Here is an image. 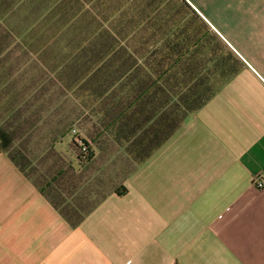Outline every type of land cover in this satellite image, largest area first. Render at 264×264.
Returning <instances> with one entry per match:
<instances>
[{"label": "crops", "instance_id": "1", "mask_svg": "<svg viewBox=\"0 0 264 264\" xmlns=\"http://www.w3.org/2000/svg\"><path fill=\"white\" fill-rule=\"evenodd\" d=\"M54 1L0 0V124L20 87H29L25 99L33 80H48L55 62L28 15L41 7L48 15ZM131 4L167 22L156 37L199 39L185 54H208L213 34L239 71L138 162L126 141L66 158L64 95L57 85L51 99L43 95L27 130L40 134L31 156L39 176L0 150V264H264V188L252 184L264 172V0L121 1Z\"/></svg>", "mask_w": 264, "mask_h": 264}, {"label": "trees", "instance_id": "2", "mask_svg": "<svg viewBox=\"0 0 264 264\" xmlns=\"http://www.w3.org/2000/svg\"><path fill=\"white\" fill-rule=\"evenodd\" d=\"M121 1L58 0L48 5L49 17H58L57 30L76 31L83 50L70 62H62L58 54L49 53V60L55 64L49 65L46 83L36 84L33 80L30 96L26 94L23 99L24 89L27 93L29 87H20L3 104L8 117L0 124V150L25 176H39L31 162L33 148L28 146L32 132L27 130L42 109L40 98L47 95L51 99L56 85L58 95L62 92L64 100H73L72 108L65 111L62 136L75 128L72 117L80 107L75 97L79 90L96 99L110 91L101 103L102 114L85 137L75 133L71 138L79 150L78 159L92 157L91 143L126 141L128 155L138 162L239 71L237 57L213 34L208 33L204 39L210 46L208 54H185V46L199 44V39L156 37L167 22L154 23L149 5L123 6ZM208 62L213 63L211 68H200ZM170 102V108L165 109ZM30 109L31 118H22ZM37 126L33 128L36 132ZM36 142L38 149L41 142ZM39 189L45 190L40 186Z\"/></svg>", "mask_w": 264, "mask_h": 264}, {"label": "rangeland", "instance_id": "3", "mask_svg": "<svg viewBox=\"0 0 264 264\" xmlns=\"http://www.w3.org/2000/svg\"><path fill=\"white\" fill-rule=\"evenodd\" d=\"M161 1H163V3L166 4L170 0H161ZM26 12H27V9H25V14ZM53 16L54 17H51V16L49 17L48 15H46L44 13V9L41 7L40 14L37 12H33L32 16L28 15V18L29 20H31L32 18L33 23L35 22L34 24L36 25V29L38 31H41L43 34L42 39H41V45L43 44L45 45V43H47L49 47L48 48L49 53L51 51L53 52L57 51L58 52L57 54L59 55L62 62H70L72 59H74V57H76L75 54L77 52H79L80 50H83V48L80 47V44H81L80 38L77 37L76 31L57 30L60 24L55 21L56 19H58L57 15H53ZM72 20H75V18L72 17ZM33 41L35 42V39H33ZM36 44H39V43H36ZM49 53L47 54L48 58L51 56ZM48 61H54V60H48ZM49 65H52V63H49ZM109 92L110 91H108L107 93L109 94ZM64 94H66V92ZM106 94L96 99V98L85 96V91L79 90L78 94L75 95L76 99H78V103L80 104L79 113L81 117H80L79 124L75 125L74 129H70L68 134L64 136L62 140V144L58 145V147H61L62 153L66 158H71L74 156V154L79 153L77 146L73 144V142H71V138H73L75 133H79L81 136L85 137L84 130L86 129V127H88L89 124L96 123L98 121V118L102 114L101 113V107H102L101 103L105 99ZM72 101H73L72 98L71 100L69 99L68 102L67 100H64L63 111H66L67 109L70 110L72 108L71 106ZM171 102L166 105L165 109L170 108L169 106ZM162 130L163 129H161L159 131V134L158 133L157 134L160 135L162 133L161 132ZM39 135L40 134L38 133L34 135L32 134L31 136L32 139L28 143V146L30 148H33L36 144H38V142L35 143L33 139H38ZM68 143H69V146H68ZM32 153L34 157H36L37 153H39V149L36 148V150H32Z\"/></svg>", "mask_w": 264, "mask_h": 264}, {"label": "built area", "instance_id": "4", "mask_svg": "<svg viewBox=\"0 0 264 264\" xmlns=\"http://www.w3.org/2000/svg\"><path fill=\"white\" fill-rule=\"evenodd\" d=\"M252 184L256 188H264V172L254 175V177L252 178Z\"/></svg>", "mask_w": 264, "mask_h": 264}]
</instances>
